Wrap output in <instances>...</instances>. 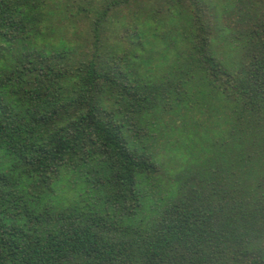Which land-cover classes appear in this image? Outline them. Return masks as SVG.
I'll return each instance as SVG.
<instances>
[{
	"label": "trees",
	"instance_id": "1",
	"mask_svg": "<svg viewBox=\"0 0 264 264\" xmlns=\"http://www.w3.org/2000/svg\"><path fill=\"white\" fill-rule=\"evenodd\" d=\"M0 264H264V0H0Z\"/></svg>",
	"mask_w": 264,
	"mask_h": 264
},
{
	"label": "rangeland",
	"instance_id": "2",
	"mask_svg": "<svg viewBox=\"0 0 264 264\" xmlns=\"http://www.w3.org/2000/svg\"><path fill=\"white\" fill-rule=\"evenodd\" d=\"M68 20L67 19H64V21H63V23H62V27H63V24H66V25H68V22H67ZM80 23H81V25H80ZM83 28V29H85L86 28V24H85V22H82V21H80L79 22V28ZM63 28H65V29H67L66 27H63ZM67 35H70V31H67V33H66Z\"/></svg>",
	"mask_w": 264,
	"mask_h": 264
}]
</instances>
